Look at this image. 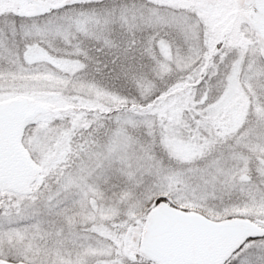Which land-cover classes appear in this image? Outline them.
<instances>
[{
	"label": "snow or ice",
	"instance_id": "6c2138e0",
	"mask_svg": "<svg viewBox=\"0 0 264 264\" xmlns=\"http://www.w3.org/2000/svg\"><path fill=\"white\" fill-rule=\"evenodd\" d=\"M0 264H264V0H0Z\"/></svg>",
	"mask_w": 264,
	"mask_h": 264
}]
</instances>
